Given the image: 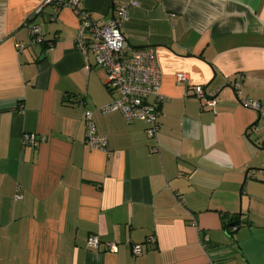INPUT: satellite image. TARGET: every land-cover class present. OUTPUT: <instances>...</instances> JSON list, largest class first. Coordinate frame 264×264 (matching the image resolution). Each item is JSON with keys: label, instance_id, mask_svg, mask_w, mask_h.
Masks as SVG:
<instances>
[{"label": "crops", "instance_id": "0c3cea01", "mask_svg": "<svg viewBox=\"0 0 264 264\" xmlns=\"http://www.w3.org/2000/svg\"><path fill=\"white\" fill-rule=\"evenodd\" d=\"M78 1L101 24L124 2ZM138 1L122 32L157 51L155 137L99 111L114 96L76 46L75 10L0 0V264H264L263 121L234 88L264 102V0ZM85 108L105 151L86 147ZM30 133L45 141L24 145Z\"/></svg>", "mask_w": 264, "mask_h": 264}, {"label": "built area", "instance_id": "2783aa9c", "mask_svg": "<svg viewBox=\"0 0 264 264\" xmlns=\"http://www.w3.org/2000/svg\"><path fill=\"white\" fill-rule=\"evenodd\" d=\"M47 4L68 7L77 12L79 26L76 40L78 50L86 59L92 57L95 64L106 71V88L113 94L114 99L101 107L103 114L119 112L127 122H141L147 125V135L155 137L159 129V117L162 72L158 64V56L155 48H133L123 35L122 28L130 19V9L139 6L138 0H124L116 9L114 17L101 24L92 17L91 12L81 10L78 0H46ZM33 43L40 44L44 41L41 30L38 27L31 28ZM187 81L186 75L177 77L178 83ZM235 92L242 107L254 111L258 119L263 121V127L259 134L260 145L264 148V102H258L243 96L239 85L235 86ZM194 93L198 100L206 102L213 108L216 104L215 94L208 95L204 87H194ZM153 98V100H151ZM84 121L86 126L85 144L90 149L107 150V138L97 132L93 120V111L85 108ZM251 132L258 133L257 126L250 128ZM45 141L44 137L36 134H24V145L38 147ZM254 174H263V171H255ZM154 242L153 237L146 240L147 245ZM101 240L98 235H90L87 239V247L96 249ZM107 250L111 253L117 251L115 244L107 243ZM134 256L143 254L141 245L132 249Z\"/></svg>", "mask_w": 264, "mask_h": 264}, {"label": "trees", "instance_id": "16d2710c", "mask_svg": "<svg viewBox=\"0 0 264 264\" xmlns=\"http://www.w3.org/2000/svg\"><path fill=\"white\" fill-rule=\"evenodd\" d=\"M264 172V171H263ZM264 174V173H263ZM229 227V226H228Z\"/></svg>", "mask_w": 264, "mask_h": 264}]
</instances>
